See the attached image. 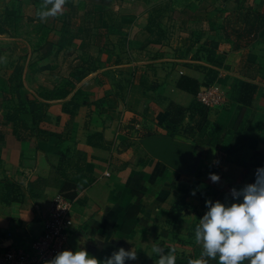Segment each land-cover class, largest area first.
<instances>
[{"label":"crops","instance_id":"obj_1","mask_svg":"<svg viewBox=\"0 0 264 264\" xmlns=\"http://www.w3.org/2000/svg\"><path fill=\"white\" fill-rule=\"evenodd\" d=\"M208 2L215 24L197 33L203 36L201 43L210 35L214 37L211 29L224 20L236 31L243 30L242 17L248 11L264 10L263 0H234L241 7V18L236 20L230 14L227 19L222 16L215 20L216 14H223V6L220 0ZM222 36L226 39L220 41H228L220 48L226 66L218 69L222 82L218 80L216 85L229 91L230 104L225 110L214 109L211 120L229 124L238 111H243L241 121L249 112L248 123L264 126V37L258 33L256 39L243 38L247 45L234 50L230 42L235 34L228 30ZM156 58L165 63L148 67L133 62L119 65L128 75L127 83L119 84L124 92H111L105 81L94 85L89 77L72 93H86L84 104L73 118L64 112L72 96L45 100L46 116L40 123L44 133L26 141L8 136L0 153V187L1 183H15L22 196L10 203L0 202V255L11 248H30L43 232L54 197L70 184L77 186L65 190L74 194L72 199L65 196L72 202L73 253L84 248L98 264H106L108 259L116 264L114 256L121 249L135 250L136 258L125 256L123 264H155L156 257L149 251L159 230L158 220L164 222L161 214L170 199L171 165L181 159L188 161L193 151L201 154L211 149L171 136L165 124L169 102L188 107L194 98L176 87L181 72L202 80L203 74L191 65L208 64L179 60L168 53ZM131 76L133 83L129 84ZM247 83L257 86L258 92L249 110H240L237 99L240 88ZM202 161L201 156L198 164Z\"/></svg>","mask_w":264,"mask_h":264},{"label":"rangeland","instance_id":"obj_2","mask_svg":"<svg viewBox=\"0 0 264 264\" xmlns=\"http://www.w3.org/2000/svg\"><path fill=\"white\" fill-rule=\"evenodd\" d=\"M167 1L154 0L156 5L151 8L158 9L153 16L158 17L160 26L150 34L147 25L151 8H146L142 0H64L55 15L44 18L39 13L51 10L54 0H0V14L11 11L23 18L18 31L0 35V76L9 77L15 65L23 64L24 88L43 104L76 72H83L86 77L76 84L74 91L92 77L94 85L105 81L112 88L111 92L116 89L124 92L119 84L125 85L128 75L121 72L119 65L130 62L141 67L163 65L165 62L156 58L160 53L176 57L187 41L211 25L209 19L213 14H204V5L186 9L176 5L164 9ZM39 3H45L46 7ZM230 46L232 48L233 44ZM195 65L198 64L193 63ZM212 88L221 98L220 105L213 109L228 107L229 91L225 86ZM80 93L82 97L86 95L83 90ZM11 106L1 95L0 117ZM242 115L243 111L234 130ZM256 149L264 153V146ZM254 153V149H246L237 164L226 159L220 149L211 148L202 155L193 151L188 161L181 159L172 163L170 199L161 214L164 222L158 220L156 228L159 230L151 246L160 251H149L150 256L152 252L154 257L158 256L155 264L173 250L176 259L193 254L195 249L203 251L202 243L195 240V227L209 210L206 202L219 201L227 207L243 201L244 188L257 179L256 169L248 166ZM201 156L203 161L198 164ZM211 175L219 179L212 181Z\"/></svg>","mask_w":264,"mask_h":264},{"label":"trees","instance_id":"obj_3","mask_svg":"<svg viewBox=\"0 0 264 264\" xmlns=\"http://www.w3.org/2000/svg\"><path fill=\"white\" fill-rule=\"evenodd\" d=\"M145 2L146 8L155 7L154 0H142ZM264 1V0H263ZM223 10V14H216L215 20L225 16L227 19L230 14H234L236 20H239L242 16L241 7L234 3V0H220ZM208 6H205V5ZM41 6H45V3H39ZM182 6L185 9L190 6L204 5V14L211 12L210 4L208 0H168L164 9L170 6ZM167 6V7H166ZM158 9H150L152 15L147 25V31L153 34V29L160 26L158 17H154ZM47 11V10H46ZM3 15V16H2ZM22 17L14 14L11 11H4L0 14V35H11L13 31H18L21 27ZM245 22V28L236 31L235 26L223 24L214 30L211 29L215 36L211 35L208 40L201 43V34H196L194 39L187 41L182 47L180 53L176 56L179 60L199 61L205 62L208 66L203 65H191L195 70L200 71L203 74V79L194 78L188 75H181L176 81V87L194 98L188 107L177 105L174 102H169L166 110L169 116L166 119V126L169 128L171 136H181L192 141L197 147H208L213 149H220L221 153L226 155V159L230 162L239 163L240 156L247 149H254L249 167L251 169H257L264 167V153L257 150L258 146H264V126L260 123H248L249 112L239 122L237 128L234 130L235 121L238 118L239 112L232 118L229 124H221L218 121L212 122L211 116L214 111L212 107L204 105L198 100L199 93L206 88L216 86L219 80L218 69L225 68L226 56L221 52L220 48L223 43H227V40L220 41V38H224L222 33H226L231 30L235 34V39L230 43L233 44L234 50H239L247 45V41L243 38L256 39L258 33L261 37H264V10L259 8L248 11L243 17ZM211 26L215 24L212 20L209 21ZM204 35V33H203ZM226 39V38H224ZM245 42V43H244ZM23 64L18 63L15 65L13 72L9 77L5 78L0 76V96H3V101L7 104H12L8 112L0 117V153L6 146L8 136H13L18 141H26L35 136V134H42L44 131L40 127V123L46 116L47 104L36 100L31 93L24 88L23 83ZM86 77V74L75 73V76H71L72 79H67L61 88L56 89L51 96L47 99L51 100H64L67 99L74 91L76 84L82 81ZM133 83V78L129 79V84ZM258 87L251 84H244L240 88L239 98L237 102L239 109L242 107L249 108L252 106L255 100ZM85 97L81 94H74L69 102L65 104L64 112L69 114L72 118L77 114L79 108L84 104ZM227 109V108H226ZM225 110V109H224ZM217 113V111H215ZM219 113V112H218ZM257 177V175H256ZM0 187V202L10 203L17 201L22 194L19 191V186L15 183H1ZM76 188L73 185H64L62 187V195L67 196L69 199L74 197L73 192H65V190ZM64 193V194H63ZM178 216H176L177 218ZM195 241H192V244ZM186 244V242H185ZM202 251L194 250L193 254L188 256L178 257L175 264H188L189 260L202 258L207 261V264H219V260L212 259L207 256L201 257ZM195 254H197L195 256ZM158 257V256H156Z\"/></svg>","mask_w":264,"mask_h":264},{"label":"clouds","instance_id":"obj_4","mask_svg":"<svg viewBox=\"0 0 264 264\" xmlns=\"http://www.w3.org/2000/svg\"><path fill=\"white\" fill-rule=\"evenodd\" d=\"M64 0H54V7L49 11H41L44 18L55 15L61 9ZM46 7V5H45ZM217 175H211L212 181H217ZM243 201L225 206L219 201L214 204L206 202L208 211L200 218L195 227V240L202 243L201 257L207 256L219 260V264H264V167L257 169L255 183L248 184L243 192ZM95 239V237H93ZM81 245L84 241L79 242ZM159 252V248H153ZM136 258V252L120 250L114 256L116 264H123V258ZM176 255L170 253L161 258L158 264H175ZM46 264H98V260L89 257L86 249L73 253L67 249L57 253ZM106 264H113L108 259ZM188 264H207V261L198 258L189 260Z\"/></svg>","mask_w":264,"mask_h":264},{"label":"built area","instance_id":"obj_5","mask_svg":"<svg viewBox=\"0 0 264 264\" xmlns=\"http://www.w3.org/2000/svg\"><path fill=\"white\" fill-rule=\"evenodd\" d=\"M212 87L203 89L198 95V100L204 105L216 108L220 105L221 98ZM72 227V202L64 195L58 194L52 201L42 234L30 245L29 249L5 250L0 255V264H46L57 253L67 249L71 250Z\"/></svg>","mask_w":264,"mask_h":264}]
</instances>
